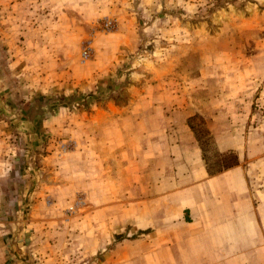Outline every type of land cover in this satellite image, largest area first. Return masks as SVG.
I'll use <instances>...</instances> for the list:
<instances>
[{"label":"rangeland","instance_id":"374dc122","mask_svg":"<svg viewBox=\"0 0 264 264\" xmlns=\"http://www.w3.org/2000/svg\"><path fill=\"white\" fill-rule=\"evenodd\" d=\"M236 165L261 248L264 0H0V264H260Z\"/></svg>","mask_w":264,"mask_h":264},{"label":"crops","instance_id":"0c3cea01","mask_svg":"<svg viewBox=\"0 0 264 264\" xmlns=\"http://www.w3.org/2000/svg\"><path fill=\"white\" fill-rule=\"evenodd\" d=\"M242 166L241 165H236L235 167L231 168V169H227V170H223L221 172H219L216 175H211L208 176L209 180H205L203 182V187L201 186L199 188L200 191H198V193L196 194V197H188V195L184 194V193H175L173 192V196L184 199V198H188L192 203H205L207 202V198L210 199L211 198V192H215V188H223V189H228L225 190V192L223 193L224 196L226 197H230V198H234V197H239V206H240V210L238 211V213H233L232 210H230V208H227V210L225 211L224 214H221L220 217L218 216L219 223L217 225V227L219 228V226L222 228V230H228L229 232V236L230 238V246H229V250L232 251V253H234L235 255V260H240L246 257V254L248 255V253L253 251L258 255L259 253H264V247L259 248V244H257V237L255 236V234H257L255 231H257V229H255V224L253 222H249V220L252 219L251 214H249V210H250V205L252 204L247 198H243L241 199V194H243L244 191V187L247 186V182L246 179L244 180V186H241V191H231L229 190L230 188L233 189V185L236 183V181L239 182V180H233L230 176L234 174L235 177L238 178V175L243 174V170L241 169ZM230 172V174H229ZM241 172V174H240ZM205 174H207V169H205V167H202L200 169V171H198V175L197 177L199 178V182H201V180H203ZM230 175V176H229ZM245 176V175H244ZM216 178V179H215ZM239 179V178H238ZM243 181H240V184H242ZM211 191V192H210ZM205 192L210 193V195L207 197ZM238 194V195H237ZM196 198V200H195ZM233 201V199H232ZM188 208V207H187ZM247 210V212H245ZM237 214V215H236ZM184 215L181 214L180 218H182ZM189 216V215H188ZM183 219V218H182ZM211 223V221H210ZM248 223V224H247ZM199 223H197L198 225ZM214 225H216L214 223ZM210 227V224H209ZM243 228V230H242ZM213 232H215V228L213 229ZM203 233H199V235H202ZM203 239L205 238V235L203 234ZM212 242V239L209 241V243ZM214 243V242H213ZM215 245V243H214ZM258 245V248H257ZM264 244H262L261 246H263ZM253 250V251H252ZM0 252H7V249H5V246L0 247ZM9 252V250H8ZM8 255V254H7ZM233 255V256H234ZM3 259H5L3 261V264H25V263H21L20 261H9L8 256L6 258H4L3 255ZM259 260L261 261L260 264H264V255L261 256V258L259 257Z\"/></svg>","mask_w":264,"mask_h":264},{"label":"built area","instance_id":"2783aa9c","mask_svg":"<svg viewBox=\"0 0 264 264\" xmlns=\"http://www.w3.org/2000/svg\"><path fill=\"white\" fill-rule=\"evenodd\" d=\"M82 57H83V58H87V57H88V52H87V51H83V53H82Z\"/></svg>","mask_w":264,"mask_h":264}]
</instances>
